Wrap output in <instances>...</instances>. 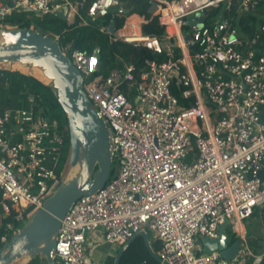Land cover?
<instances>
[{
    "label": "built area",
    "instance_id": "built-area-1",
    "mask_svg": "<svg viewBox=\"0 0 264 264\" xmlns=\"http://www.w3.org/2000/svg\"><path fill=\"white\" fill-rule=\"evenodd\" d=\"M153 1L161 35L145 33L148 18L137 12L117 29L105 23L121 0H0V19L13 10L62 13L68 23L96 21L111 41L164 56L146 57L138 73L122 61L105 75L99 48L88 53L52 35L111 131L116 167L66 212L52 256L56 264H95L99 243L121 246L151 230L159 264H255L245 220L264 208V0ZM249 15L256 17L253 34L242 23ZM29 100L0 106V247L43 206L69 162L58 170L60 119ZM226 218L229 244L239 239L232 259L201 242L217 238Z\"/></svg>",
    "mask_w": 264,
    "mask_h": 264
},
{
    "label": "water",
    "instance_id": "water-1",
    "mask_svg": "<svg viewBox=\"0 0 264 264\" xmlns=\"http://www.w3.org/2000/svg\"><path fill=\"white\" fill-rule=\"evenodd\" d=\"M156 5V1H150V13ZM96 53L100 56V49ZM0 63L40 68L52 81L55 96L68 116L72 167L70 175L60 182L43 206L0 247V264H14L19 260L27 263L37 255L45 256L47 264H56L52 250L66 212L79 197L102 188L112 173L111 131L83 87L82 72L54 37L32 27L3 28L0 30ZM171 74L178 76L176 71ZM228 222L226 218L221 223L217 238L206 236L201 242L205 251L219 249L225 258L232 259L239 251V239L229 244ZM138 236L144 237L153 257L161 261L149 232L140 230L120 246L113 264H119L126 248Z\"/></svg>",
    "mask_w": 264,
    "mask_h": 264
},
{
    "label": "trees",
    "instance_id": "trees-1",
    "mask_svg": "<svg viewBox=\"0 0 264 264\" xmlns=\"http://www.w3.org/2000/svg\"><path fill=\"white\" fill-rule=\"evenodd\" d=\"M149 7V0H121V6L113 8L103 17V20L108 25L112 23L114 28L117 29L124 24L130 13L137 12L148 18V21L142 25L145 33L161 35L164 32V28L160 25L157 15L149 12ZM263 7L264 4H261L260 8ZM255 18L253 19V15H249L242 19L246 33L253 34L257 31ZM96 23V21L81 23L79 20L68 23L67 19L62 15H37L29 11L13 10L3 19H0V28L32 27L50 36L59 34L62 42H75L74 45L76 47L88 53H92L94 49L99 48L100 72L105 75L108 74L111 68L122 66V61L132 63L135 67V72L138 73L145 64L144 60L146 57H156L159 60L164 58L163 55H156L147 48L137 47L121 40L111 41L108 35L97 27ZM30 97H33L37 110H41L45 115L58 117L62 123L65 132V145L58 165V170L61 171L69 158L71 142L68 116L55 96L53 84L46 83L33 74L19 69L0 68V106H27L30 103ZM113 172L114 170L112 169L111 174ZM151 241L154 250L158 251L160 241L153 237ZM37 257L38 255L26 264H32ZM114 258L113 260H106L104 264H113ZM144 260L150 264H159V261L153 257L148 249L144 237L138 236L126 248L119 264H141ZM261 263L264 264V257Z\"/></svg>",
    "mask_w": 264,
    "mask_h": 264
},
{
    "label": "rangeland",
    "instance_id": "rangeland-1",
    "mask_svg": "<svg viewBox=\"0 0 264 264\" xmlns=\"http://www.w3.org/2000/svg\"><path fill=\"white\" fill-rule=\"evenodd\" d=\"M3 28H11V27H1L0 30ZM0 67H11V68H16V69L20 68L23 71L33 72L37 78L43 80L46 83L52 84V81L50 79H48L43 74V72L40 68H33L32 67V68L28 69L25 67V65H23L21 63H9V64L0 63ZM112 169L115 171V169H116L115 164H113ZM71 170H72V167H71L70 163L68 162L66 167H65L62 179H66L70 175ZM263 218H264L263 210L257 209L255 214L251 215L250 217H248L245 220V223H246V226L248 228L249 233L251 235L261 237L262 248H264V220H263ZM23 225H24V223H21V226H23ZM227 230H228L230 237H231V234H232L231 228L228 227ZM149 235H150V238L153 237V232L151 230H149ZM250 243L252 245V242H250ZM119 248H116V249L112 250L111 252L107 253L106 257L104 258V262L102 264H104L106 262V260H113V258L115 257ZM110 250H111L110 244H108L106 242L105 243H99L97 245V251H95L93 258L96 259V257H101V253L103 254V252H108ZM254 252H255V254H260V251H258V249L256 247H255ZM262 259L263 258H254L252 261H257V263H261ZM23 262H24V260H19V261L15 262L14 264H26ZM32 264H46V257L43 255H38L37 259L34 260L32 262Z\"/></svg>",
    "mask_w": 264,
    "mask_h": 264
},
{
    "label": "crops",
    "instance_id": "crops-1",
    "mask_svg": "<svg viewBox=\"0 0 264 264\" xmlns=\"http://www.w3.org/2000/svg\"><path fill=\"white\" fill-rule=\"evenodd\" d=\"M258 209H262L263 213H264L263 208H258ZM263 220H264V218H263ZM247 230H248V228H247ZM248 233H249V231H248ZM100 235H101V232H98V231L89 233V236H88L89 242L90 243H94V242L96 243V241L99 240ZM249 235H250V242H252L251 247H252L253 252L255 250V247L258 249V251H260V254H255L256 258H263L264 257V248H262L261 237L251 235L250 233H249ZM110 245H111V250L108 252H103V254L101 253V257H96V259H94L95 264H102L104 262V258L106 257L107 253H109L112 250L120 247L118 245H112V244H110ZM96 251H97V248H96ZM254 263L258 264L257 261H254Z\"/></svg>",
    "mask_w": 264,
    "mask_h": 264
}]
</instances>
